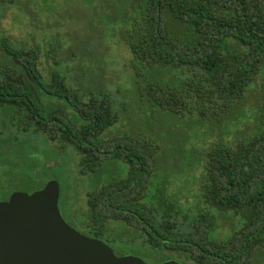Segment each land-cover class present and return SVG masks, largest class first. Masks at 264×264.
I'll return each instance as SVG.
<instances>
[{
	"label": "trees",
	"instance_id": "1",
	"mask_svg": "<svg viewBox=\"0 0 264 264\" xmlns=\"http://www.w3.org/2000/svg\"><path fill=\"white\" fill-rule=\"evenodd\" d=\"M79 1L93 24L71 13L72 33L52 20L53 1L0 0V16L13 9L18 23L28 22L24 38L0 28V202L19 171L6 160L23 157L15 148L38 135L60 153L71 151L82 176L106 162L128 166L87 193L89 237L108 244L121 232L129 246L184 264H264V0ZM100 18L125 46L132 106L116 103L108 84L93 77V59L104 57L93 41L102 36L94 23ZM243 111L256 131L226 140ZM138 113L155 125L111 131L135 124ZM168 116L217 130L191 210L174 198L171 183L152 184L167 162Z\"/></svg>",
	"mask_w": 264,
	"mask_h": 264
},
{
	"label": "rangeland",
	"instance_id": "2",
	"mask_svg": "<svg viewBox=\"0 0 264 264\" xmlns=\"http://www.w3.org/2000/svg\"><path fill=\"white\" fill-rule=\"evenodd\" d=\"M48 2L51 6H54L53 9L56 11V14L52 16V20L58 22V24L62 23L72 33L77 25L75 23L69 24L72 22L71 19H68L69 14H73V19L80 14L86 18L87 23H92L88 14L84 16L81 13L83 11L79 8L85 9V6L81 5L79 0H48ZM31 6L32 9L38 11L40 3L38 2V7L36 8L35 5L31 4ZM77 6L81 7L77 8ZM29 13L32 12L29 11ZM15 15L13 9L3 12V15L0 16V28L13 36L24 38L28 32L25 26L28 22L23 19V23H18L19 17ZM94 23L99 28L102 36L93 41L99 43L96 51L104 57L100 60L98 58L97 60L93 59L90 66L93 69V77L98 82L106 83V86L108 84V90L116 103H126L132 106L136 96L133 86L130 84L131 79L127 72H124L125 62L128 58L125 46L119 42L115 31H109L106 20L95 19ZM111 25L113 26L114 24ZM96 61L98 62L96 63ZM95 63L100 68L94 69ZM125 81H129V83L127 84ZM248 103L254 104V95L251 96ZM132 111L134 112V109ZM148 115V113L145 115L132 114L133 122L136 121L135 124L131 125L126 121L111 131L116 129V131L118 129H128V131L137 129L138 131L139 129L153 127L155 123L148 118ZM252 123L249 112H239L226 131L231 134L230 138L226 140H235V138L240 137L239 135H252L256 131L252 129ZM163 125L165 135L170 139V142H167L165 152L167 162L160 164L156 175L152 178L153 188L164 181H168L172 184L171 189H173L174 198L177 202L185 209H194L200 199V183L204 178V153L210 142L216 140L217 130L211 127L210 124L197 122L196 118L184 119V121L178 122L176 118L168 116L165 117ZM15 152H24L25 154L23 157L18 156V158L6 160L8 164L10 163L13 168L19 171L16 181L11 183L12 186L4 195H1V199H10L15 193L30 194L38 187H41L47 180L53 179L59 186V206L63 218L70 226L88 237V231L83 226L85 221L88 220L87 193L109 182L112 178L122 177L128 172V166L122 162H106L97 173L82 176L79 173L77 159L71 151L60 153L56 148L54 149L53 144L43 142L42 137L38 135L27 140L25 147L15 148ZM6 161L4 162L6 163ZM30 177L31 179L34 177V180L27 181ZM238 225V221L233 225L229 224L223 237L228 238L231 231ZM115 236L117 241L109 242L108 245L118 257L130 255L141 258L147 264H162L170 261L184 264L164 253L146 251L138 245L129 246L126 236L121 232H117ZM104 240L107 241L109 239L104 237Z\"/></svg>",
	"mask_w": 264,
	"mask_h": 264
},
{
	"label": "water",
	"instance_id": "3",
	"mask_svg": "<svg viewBox=\"0 0 264 264\" xmlns=\"http://www.w3.org/2000/svg\"><path fill=\"white\" fill-rule=\"evenodd\" d=\"M0 264H147L116 256L105 242L70 226L59 208V186L15 193L0 202ZM162 264H180L170 261Z\"/></svg>",
	"mask_w": 264,
	"mask_h": 264
}]
</instances>
